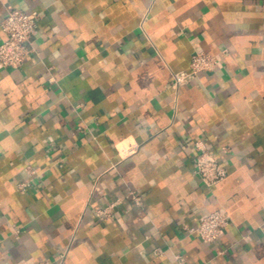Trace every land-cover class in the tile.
Returning <instances> with one entry per match:
<instances>
[{
  "label": "crops",
  "instance_id": "0c3cea01",
  "mask_svg": "<svg viewBox=\"0 0 264 264\" xmlns=\"http://www.w3.org/2000/svg\"><path fill=\"white\" fill-rule=\"evenodd\" d=\"M15 7L39 15L0 69V264H264V0H0V41ZM194 51L216 65L171 85ZM214 210L215 240L187 230Z\"/></svg>",
  "mask_w": 264,
  "mask_h": 264
},
{
  "label": "built area",
  "instance_id": "2783aa9c",
  "mask_svg": "<svg viewBox=\"0 0 264 264\" xmlns=\"http://www.w3.org/2000/svg\"><path fill=\"white\" fill-rule=\"evenodd\" d=\"M39 13L36 10L31 12L23 11L20 8L7 10L1 22V27L6 37L0 41V69L11 66L19 67L24 62L29 52L28 43L35 32L37 17ZM142 26V25H141ZM142 28V27H141ZM217 63V57L205 51H194L191 55L189 67L187 69L172 71L170 84L178 86L181 83L191 80L199 71L212 69ZM195 149L193 171L200 180L207 186L221 181L227 173V168L214 154L208 149L207 143L202 138L193 141ZM224 148V147H223ZM29 176L35 173L30 166L26 169ZM30 177L23 179L18 183L21 190L30 187ZM137 199V197L134 196ZM109 207L97 209L99 217L103 214L108 215ZM228 215L220 210H214L205 214L196 227H189V232H195L205 241L215 240L228 225ZM259 229L264 234V222L259 225ZM15 232L18 229L14 230ZM63 264L64 253H60ZM179 264H186L181 254L176 255ZM34 264H45L44 262H35Z\"/></svg>",
  "mask_w": 264,
  "mask_h": 264
}]
</instances>
